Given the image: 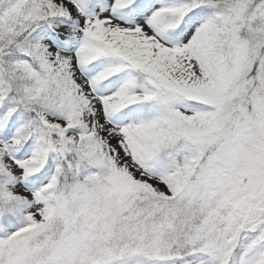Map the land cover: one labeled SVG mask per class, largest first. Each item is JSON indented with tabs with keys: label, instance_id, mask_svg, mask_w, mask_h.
<instances>
[{
	"label": "snow or ice",
	"instance_id": "snow-or-ice-1",
	"mask_svg": "<svg viewBox=\"0 0 264 264\" xmlns=\"http://www.w3.org/2000/svg\"><path fill=\"white\" fill-rule=\"evenodd\" d=\"M0 264H264V0H0Z\"/></svg>",
	"mask_w": 264,
	"mask_h": 264
}]
</instances>
